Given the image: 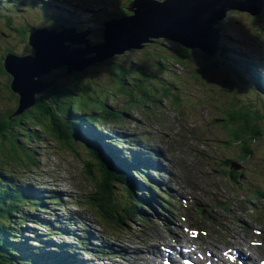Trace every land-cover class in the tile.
I'll return each instance as SVG.
<instances>
[{
	"label": "bare ground",
	"instance_id": "1",
	"mask_svg": "<svg viewBox=\"0 0 264 264\" xmlns=\"http://www.w3.org/2000/svg\"><path fill=\"white\" fill-rule=\"evenodd\" d=\"M133 1L135 0H0V18L2 11L6 13L4 21L0 23V109H18L20 95L10 89L13 77L6 72L3 62L7 54L15 58H35L36 50L28 44L29 30H45L55 34L62 32V29L74 30L75 34L87 31L90 34L83 40L89 47H96L104 44V23L112 19L119 21L134 16L133 12L125 9ZM151 1L163 3L165 0ZM226 12L232 16H240L238 10ZM263 18L264 10L252 16L246 12L244 20L259 21ZM215 23L212 29L218 30L217 46L223 52L216 57H209L199 48L189 49L190 52L183 50L180 43L166 38H147V41L152 43L139 44L141 49L130 48L119 55L113 54L111 58L86 66L79 72L71 71L69 75H65L68 65H61L49 70L45 75H38L41 85L51 84L42 92L34 93L32 105L17 116L23 122L31 121L30 127H21V143L38 149L40 153H23L10 149L2 154L6 160L32 168L38 177L25 170L18 171L7 164L0 166V171H7L13 179L12 184L4 183L1 190L11 197L10 200H5V205L12 212H3L4 221L9 222L13 217L14 227L10 240H7L11 236L10 227L5 230L6 239L0 231V264H40L38 233L43 234V230L38 226V208L23 209L22 207L31 206V203L20 205L17 197L20 192L40 189L43 182L51 184L47 195H55L74 189L79 184L92 185L97 180L118 178L120 184L111 185L107 189L117 195L121 203L116 205L105 201L108 210L101 217H117V221L123 220L126 226L113 220L103 231L117 230L136 234L135 241L131 243L133 245L140 240L147 225L165 224L179 216L177 210L164 204L145 205L136 198L149 201L160 197L174 200L180 198V194L174 191V183L170 185L164 180L167 173L169 181L173 182L168 164L163 159L155 160L153 157L154 154L162 157L168 147L165 142L155 141L162 133L168 136V131L185 134L225 130L219 122V117L202 120L203 115L216 113L220 109L219 103L206 104L204 101H197L200 95L219 96L215 88L204 84L206 80L217 79L226 85L238 79L236 74L217 68L202 69L201 60L195 57L197 55L211 62L220 61L221 57L232 60V55L242 48L240 43L219 42V39L236 25L235 19L224 17ZM245 42L253 44L256 41L247 36ZM62 45L69 46V50L85 49L84 44L63 42ZM95 56L96 53H91L82 59L89 60ZM255 61L258 65L260 60ZM172 67L178 69L174 70ZM33 81H37V78H33ZM73 85H77L75 90H71ZM39 94L44 97L37 98ZM233 103L226 102L229 106ZM195 113H198L196 120L180 121L182 117L193 116ZM4 116L3 113L0 114V118ZM110 124H113V127ZM120 131L124 132V135H120ZM198 140L201 139H194L195 142ZM128 141L132 142L137 150H131ZM234 143L241 147L240 140H234ZM225 144L229 146V143ZM220 146L222 144L215 141L197 143V147L205 151H220ZM115 155L123 156V160L109 162ZM58 159L65 162L59 163ZM93 161H107L106 170L96 176L81 174L67 179L52 177L53 173H65ZM126 164L132 167L129 168ZM87 165L93 169L90 163ZM239 170L235 163L222 169L214 165L205 166V178L200 184L204 187L224 188L209 198L206 202L209 207L227 209L233 219L252 223L256 220L255 206L239 200L238 196L247 192L254 183L239 180L231 183L232 188L229 190L224 186ZM37 178L40 181H37ZM144 181L151 184H144ZM95 186L99 187L97 184ZM248 198L258 202L260 197L248 195ZM127 199L134 200L131 206L124 205L123 202ZM35 205L46 209L40 203ZM74 205L73 202L67 201L56 203L55 207L71 210ZM97 205L96 200L89 198V207ZM244 210L249 211L251 215L242 214ZM91 211L92 209L79 213L74 223L70 222V217H58L51 223L56 232V241L52 242L67 249L61 244V241H64L72 252H80L77 238L74 237V244L70 246L65 232H86L87 228L81 223L84 218L90 216ZM226 237L231 239L236 235L233 231H227ZM43 238L48 242L44 234ZM94 258L102 256L96 255Z\"/></svg>",
	"mask_w": 264,
	"mask_h": 264
},
{
	"label": "water",
	"instance_id": "2",
	"mask_svg": "<svg viewBox=\"0 0 264 264\" xmlns=\"http://www.w3.org/2000/svg\"><path fill=\"white\" fill-rule=\"evenodd\" d=\"M238 0H165L163 3L151 0H135L128 4L125 9L133 12L134 16L122 18L119 21L111 20L103 24L104 44L89 47L83 38L90 34H75L74 30H64L55 34L47 33L45 30H29L28 44L36 50L35 58H15L7 54L3 62L4 69L13 77L10 89L20 95L19 106L16 114L33 103V97L25 95L24 91L32 94L40 93L50 84H40L38 75H45L56 67L68 65L65 75L71 71H81L84 67L102 60L111 58L113 54H121L131 49H141L139 44L152 43L147 38H166L178 43L188 42L192 48H199L209 57L222 55L223 52L217 46L218 30L212 29L216 21L223 17L222 12L238 10L247 12L250 6L237 3ZM245 3L263 2L264 0H245ZM260 5H264V2ZM245 8V9H244ZM260 12V11H259ZM259 12H247L251 16ZM69 42L75 45L84 44V50H69L62 45ZM96 53L89 60L82 57ZM37 78V81H33Z\"/></svg>",
	"mask_w": 264,
	"mask_h": 264
},
{
	"label": "rangeland",
	"instance_id": "3",
	"mask_svg": "<svg viewBox=\"0 0 264 264\" xmlns=\"http://www.w3.org/2000/svg\"><path fill=\"white\" fill-rule=\"evenodd\" d=\"M245 11L240 12V16L242 19L237 21L236 25L232 30L226 33L224 37L219 39V41L240 43L243 48L246 50H252L254 48L253 45L248 44L245 42V38L247 36L241 35L239 33V29H243L247 26H254L262 28L260 32L251 33L249 37L253 38L257 42L261 43V46L258 47L257 51L250 53L248 56L244 57L240 63L237 64H227L224 61H214L215 63L220 62V64L224 67L217 68L223 72L236 74L240 76L242 87L245 92V95H241L242 98V105H243V112L232 122L230 123L225 130L222 131H215L213 133L207 132H200L197 131L195 134L198 137H210L214 139L217 143H221L222 146L219 147L220 151H211V155L209 157L210 163L218 168H223L229 163H237L240 164L243 169H246L247 162H250L257 159L255 166L259 170L260 177L262 178V183L264 185V87L260 93H253V89L257 86V79L255 78V72L259 70L256 66V59L259 57L264 58V18L259 21H245ZM261 71V70H260ZM264 71V70H262ZM212 86H219V82L217 79L211 81ZM77 85L71 86V90H75ZM254 94V95H253ZM199 98L201 100H208V96L200 95ZM228 100L224 93H219V96L214 99L212 103H219L220 109L216 111V113L210 114L209 116L203 115L202 120H210L222 115V111L227 109ZM234 105V103H233ZM232 105V106H233ZM231 111L235 109L230 107ZM196 114L193 116H189L193 120H196ZM200 114V113H199ZM27 123V127H30L31 121L24 122ZM17 129L16 127H12ZM16 132V131H15ZM122 132V131H121ZM124 135V132H122ZM170 136H174L175 132L169 131ZM232 137H239L243 138L246 141V151L253 152V155L241 159L240 156L237 155V147L234 143ZM188 142L191 145H195L194 141L189 138ZM229 143V146L225 143ZM232 142V143H230ZM224 144V145H223ZM17 151H20L16 149ZM8 152L7 149L1 150L0 149V164H6L7 160L2 155ZM22 152V151H20ZM24 153V152H23ZM234 177L240 176L239 173L233 175ZM247 179H253L249 175H243ZM111 193V192H110ZM105 201H111L116 205H120V202L117 199H112L108 197H103L98 200V205L101 208L107 209L106 205L104 204ZM67 202V201H65ZM70 213L69 210L59 209L55 213H53L50 218H56L61 212ZM117 221V217L112 219H105L104 221L109 224L110 221Z\"/></svg>",
	"mask_w": 264,
	"mask_h": 264
},
{
	"label": "trees",
	"instance_id": "4",
	"mask_svg": "<svg viewBox=\"0 0 264 264\" xmlns=\"http://www.w3.org/2000/svg\"><path fill=\"white\" fill-rule=\"evenodd\" d=\"M219 82V81H218ZM217 91V93H224L226 98L230 101L234 102V105L229 106L227 105V109L222 111V115L219 118L220 124L226 128L230 123L233 122L235 115L237 114L238 111H240L243 108L242 105V98L241 95H245V92L242 87V82L240 79V76H238V79L233 81L232 83L229 84H222L219 82V86L214 87ZM254 95V94H253ZM216 97H210L209 103H212ZM230 107H233L235 110L231 111ZM17 109L12 110V112H9V108H4L0 109V112L3 113L5 116L3 118H0V138L2 136V140L4 137H6V134L10 132L6 131H11L12 126H16L15 124L17 123V119L19 118L16 114ZM12 113V115H11ZM67 114V113H65ZM64 115V114H63ZM17 127V126H16ZM240 141L246 144V141L243 138L237 137ZM253 155V152L250 151L249 154ZM87 172L89 175L96 176L97 174L94 172L92 168L87 167ZM98 181V180H97ZM95 181V182H97ZM99 196H107L106 193L104 192V187L99 185ZM98 200V199H97ZM99 206V205H97Z\"/></svg>",
	"mask_w": 264,
	"mask_h": 264
},
{
	"label": "snow or ice",
	"instance_id": "5",
	"mask_svg": "<svg viewBox=\"0 0 264 264\" xmlns=\"http://www.w3.org/2000/svg\"><path fill=\"white\" fill-rule=\"evenodd\" d=\"M193 235H195V233H193ZM164 264H168V261L165 260V261H164ZM185 264H189V262H188V261H185Z\"/></svg>",
	"mask_w": 264,
	"mask_h": 264
}]
</instances>
